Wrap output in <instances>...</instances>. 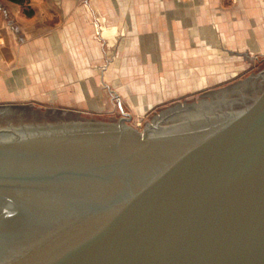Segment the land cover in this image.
<instances>
[{
    "label": "water",
    "instance_id": "95a60500",
    "mask_svg": "<svg viewBox=\"0 0 264 264\" xmlns=\"http://www.w3.org/2000/svg\"><path fill=\"white\" fill-rule=\"evenodd\" d=\"M117 118L0 106V264H264V64Z\"/></svg>",
    "mask_w": 264,
    "mask_h": 264
},
{
    "label": "crops",
    "instance_id": "0c3cea01",
    "mask_svg": "<svg viewBox=\"0 0 264 264\" xmlns=\"http://www.w3.org/2000/svg\"><path fill=\"white\" fill-rule=\"evenodd\" d=\"M263 60L264 0H0V89L13 103L96 104L97 81L160 104Z\"/></svg>",
    "mask_w": 264,
    "mask_h": 264
},
{
    "label": "rangeland",
    "instance_id": "374dc122",
    "mask_svg": "<svg viewBox=\"0 0 264 264\" xmlns=\"http://www.w3.org/2000/svg\"><path fill=\"white\" fill-rule=\"evenodd\" d=\"M264 64V60L256 62L254 67L247 72L239 74L236 78L222 82L215 87L195 88L183 90V95L175 94L174 97L166 98V102L160 104H141L138 103L139 98L134 97V89H120V88H102L99 82H95V101L96 104L89 105H71V104H27L13 103L11 98L5 96V90L0 89V106H28L33 105L41 109H55L60 111H68L80 114L93 115L100 118H117V101L120 106L131 116L129 124L134 127L139 133H143L144 124L149 120L159 109L166 108L170 105L181 103L184 108L183 101L198 97L201 94L216 91L233 85L240 81L247 75L254 72L258 67ZM124 76V75H123ZM115 84V83H114ZM22 91V90H16ZM49 92L51 90H45ZM154 92H162L164 90H153ZM10 101V102H8Z\"/></svg>",
    "mask_w": 264,
    "mask_h": 264
},
{
    "label": "trees",
    "instance_id": "16d2710c",
    "mask_svg": "<svg viewBox=\"0 0 264 264\" xmlns=\"http://www.w3.org/2000/svg\"><path fill=\"white\" fill-rule=\"evenodd\" d=\"M14 4H18V5H23L25 4L26 2H28L29 0H8Z\"/></svg>",
    "mask_w": 264,
    "mask_h": 264
}]
</instances>
